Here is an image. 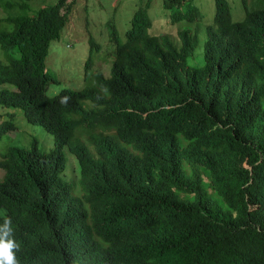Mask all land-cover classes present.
Instances as JSON below:
<instances>
[{
    "label": "trees",
    "instance_id": "1",
    "mask_svg": "<svg viewBox=\"0 0 264 264\" xmlns=\"http://www.w3.org/2000/svg\"><path fill=\"white\" fill-rule=\"evenodd\" d=\"M75 1L0 0V79L28 88L26 119L54 138L44 153L0 123V225L11 219L19 264H264V0H241L237 23L219 0L197 62L195 37L150 34L138 7L124 42L109 22L110 57L89 33L83 84L68 86L51 44L79 43L71 21L108 17Z\"/></svg>",
    "mask_w": 264,
    "mask_h": 264
},
{
    "label": "clouds",
    "instance_id": "2",
    "mask_svg": "<svg viewBox=\"0 0 264 264\" xmlns=\"http://www.w3.org/2000/svg\"><path fill=\"white\" fill-rule=\"evenodd\" d=\"M79 1L81 2L80 6H82V7H84V5H86V4L88 5L87 1L82 3V0H76L75 2H79ZM114 1H115V3H117V5H115L114 7L119 8L118 11L121 13L122 18H120L117 14H114V15L108 16V17H103L97 12H90L89 14H87V20H88L87 25L84 24V20L80 21V26L84 32V35L86 36V42L84 45L85 46L87 45V38L89 36V33H91V35L95 41L102 43V44H100L101 47L99 48V50H97V53L101 56L105 53V54H107V56L110 57L111 46H114L113 42H108V34H107L106 30H107V27L109 25V22H111V21L120 22L122 20L118 26V29L120 30V36L124 42L126 40L125 32L127 34V31L131 26V23L135 22L134 17H133L135 11L137 10L138 7H142L144 13L147 14V17H149V19L151 21V26L149 27V30H148L150 34H152L151 28L153 31L155 26L161 25L163 22L168 20L170 23L169 24L170 26H172V25L177 26V33L175 35H173L167 31H163L161 28V30L155 29L154 32L159 33V34H154V35L164 34L166 36H169L173 40V42L175 43L177 48H181V46H182L184 33H186V35L190 39L195 37L196 43H195V46L192 50L191 55L189 56V57L194 58V50L197 47V45L199 44V40L203 39V38L205 40V37L207 36V27L211 26V25L214 26V20L216 18V13H217V6L219 4V2H218L219 0H214V3H215L214 20H211L210 22H206L205 18H204V11L199 7V5L197 3L194 2V0H162V2L164 3L163 7L166 10V13L163 16L162 15L159 16V17H163L159 21L153 22L154 17L151 14V11H149V8H150V5L154 4V3L149 2V5H146V2L148 1V0H146L144 3H141L140 6H137V3L135 2L136 0H114ZM221 1L227 6L228 14H229L230 20L232 21L228 1L227 0H221ZM240 2H241V0H240ZM128 4L132 5V8H133L132 13L126 12V7ZM46 5H48V4H46ZM241 5H242V3H241ZM242 7H243V5H242ZM243 9H244V7H243ZM244 11H245V15L241 21H236V22L232 21V22H234V23L242 22L246 17V10L244 9ZM174 13L177 14V19H172V14H174ZM72 17L75 18L74 15ZM171 19L175 20V21H172ZM197 23H203V25L200 26ZM193 24H194V26L192 27ZM69 26H70V24H69ZM102 29H103V31H102ZM74 32L76 33V30H74ZM71 39L77 40L79 43H81L78 40L76 34ZM57 43L58 42H56V41L54 42V47H53L52 51H54L55 49L57 50V47H56ZM66 47H71V46H70V44H67ZM86 49H87V47L81 48V49L76 48V50H75L77 53L74 54V58L78 57L79 59H76L74 62H76L78 66L83 65L84 59L86 58V54H84ZM203 49H204V41H203ZM202 58H203V50H202V54L200 55L198 60H202ZM198 60H196L195 62H197ZM103 62H107V61H103ZM110 64L108 63V74H109V65ZM67 66H70L68 62H67ZM107 75H105V76H107ZM82 77H83V66H82ZM69 86H71V85H69ZM6 91L8 93H6ZM0 94H2L3 97L6 96L7 98H9L10 103H11L9 107H5V106L0 105V117H1L0 123H2L5 118H7L8 120H10L12 122V126L14 125L10 131H14V130H16V127H15L14 121L11 119V116L14 114V111H17L18 113L23 114L24 118L26 119L25 109L31 103L30 101H31V94L32 93L29 92L28 88L20 89V88L16 87L14 84L3 82V80L0 79ZM26 120L28 121V119H26ZM28 123L31 125H35V126H40L38 124H33L30 122H28ZM10 131L8 132L9 136L11 134ZM33 143L34 142H31L29 147ZM44 153H46V152H44ZM65 172L67 174V170H65ZM3 174H4V170H3ZM2 177H3V175H2ZM2 177L0 179H2ZM71 179L75 180V176L71 177ZM11 223H12L11 219L9 218V219H5L4 223L2 225H0V264H19V261L17 260V257H16V250H18V245H17L15 239L13 238V229L11 227Z\"/></svg>",
    "mask_w": 264,
    "mask_h": 264
},
{
    "label": "rangeland",
    "instance_id": "3",
    "mask_svg": "<svg viewBox=\"0 0 264 264\" xmlns=\"http://www.w3.org/2000/svg\"><path fill=\"white\" fill-rule=\"evenodd\" d=\"M25 1L28 3L30 8L32 10H36L39 7H42L46 4H54L56 0H20ZM85 1L91 3H95L98 5L105 4L107 7L106 11L102 10V13L106 16H112L114 6L117 5L114 0H82V3ZM142 0H136L135 2L140 5ZM229 7H230V13H231V19L232 21H241L244 18L245 11L241 5L240 0H227ZM252 1V0H249ZM195 3L199 5V7L204 11V18L206 22H210L211 20H214V12H215V3L214 0H194ZM150 3H154L150 5L149 11H151V14L154 17L153 22L159 21L163 17H159L160 15H164L166 13V10L163 7L162 0H150ZM260 3H257L255 7H260ZM101 11V10H99ZM127 13H132L133 8L132 5L128 4L126 7ZM77 13V10L74 12ZM6 14L3 10L0 9V17H4ZM83 21V18H82ZM169 21L163 22L161 25L155 26L154 30L151 32L152 34H159L155 33L156 30H162L167 31L173 35L177 33V26L176 25H169ZM198 25H203V23H197ZM70 26L76 30V35L78 40L82 43H76L75 46L66 47L63 45L62 42H58L56 44L57 50L55 49L52 51L54 47V43L51 44L49 48V54H48V60L47 64L48 66L54 71L58 76H60V81L63 84L71 85V84H83L82 81V66H78L76 62H74L76 59H79L78 57L74 58V54L77 52L75 51L76 48L81 49L85 48L84 45L86 42V36L84 35V32L77 24H74L73 21L70 22ZM194 24L192 25V27ZM161 33V32H160ZM203 39L199 40V44L194 50V58L196 60L199 59L200 55L202 54L203 50ZM72 58V59H71ZM65 60V61H64ZM70 66H67V62ZM66 65V66H65ZM95 67L99 68L105 75L108 74V63L103 62L102 60H97L95 62ZM11 119L15 123L16 130L10 131V136L12 138H19L21 139L26 145H30L31 142L34 140L37 143V147L41 152H49L54 149V138L53 136L46 132L41 126H35L28 123V121L24 118L23 114L18 113L17 111H14V114L11 116ZM1 120V117H0ZM64 154L66 157V166L65 170H67L66 178L69 179L71 177L75 176V180L79 176V164L76 159V157L70 153L67 149L64 150ZM3 175V170L0 168V178ZM74 181V180H73Z\"/></svg>",
    "mask_w": 264,
    "mask_h": 264
}]
</instances>
